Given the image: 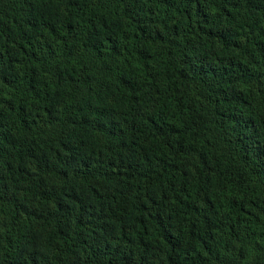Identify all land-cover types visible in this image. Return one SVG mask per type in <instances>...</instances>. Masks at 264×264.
Returning <instances> with one entry per match:
<instances>
[{"label":"trees","instance_id":"obj_1","mask_svg":"<svg viewBox=\"0 0 264 264\" xmlns=\"http://www.w3.org/2000/svg\"><path fill=\"white\" fill-rule=\"evenodd\" d=\"M0 264H264V0H0Z\"/></svg>","mask_w":264,"mask_h":264}]
</instances>
